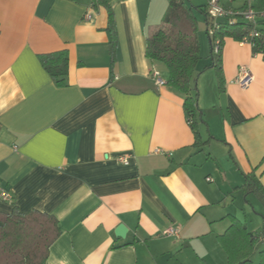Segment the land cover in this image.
<instances>
[{"label":"crops","instance_id":"crops-1","mask_svg":"<svg viewBox=\"0 0 264 264\" xmlns=\"http://www.w3.org/2000/svg\"><path fill=\"white\" fill-rule=\"evenodd\" d=\"M106 1L113 54L107 11L92 0H0V193L11 196L0 213L57 220L45 264H228L217 239L228 216L264 232L261 200L241 188L250 176L264 190V52L226 38L220 76L196 69L207 141L196 147L184 96L157 88L150 72L163 64L145 57L167 1ZM64 50L58 86L39 57ZM240 66L253 77L244 90ZM263 249L259 237L253 264Z\"/></svg>","mask_w":264,"mask_h":264},{"label":"trees","instance_id":"trees-1","mask_svg":"<svg viewBox=\"0 0 264 264\" xmlns=\"http://www.w3.org/2000/svg\"><path fill=\"white\" fill-rule=\"evenodd\" d=\"M167 7L159 26L146 37L145 57L151 63H161L167 70L166 86L184 96L182 109L193 132L195 146L204 145L199 129L203 123L198 107L196 87V69L200 62V44L196 24V14L204 16L206 28L212 25L208 17V1L204 6H192L188 0H166ZM92 8L103 7L108 14L110 32L109 51L114 53L116 35L113 29V14L106 0H92ZM260 35L253 40L252 53L264 52V23H260ZM217 27L209 38L210 66L218 75L221 74V48L223 40L230 38L239 42L253 28L251 24L237 18L217 20ZM218 40V44L214 41ZM44 69L58 86L64 85L68 70V53L61 52L40 55ZM245 194H255L264 206V190L260 183L250 176H245L242 187ZM226 231L217 237L224 249L228 264H253L250 257L255 251L256 240L264 238V232L254 235L246 226L231 215ZM61 229L57 220L48 214L36 211L10 214L0 213V264H45L50 246L59 238ZM258 264H264V249L259 252Z\"/></svg>","mask_w":264,"mask_h":264},{"label":"built area","instance_id":"built-area-1","mask_svg":"<svg viewBox=\"0 0 264 264\" xmlns=\"http://www.w3.org/2000/svg\"><path fill=\"white\" fill-rule=\"evenodd\" d=\"M244 4L241 8L238 9H226L219 3V0H210L208 1V17L212 22L211 26L207 27V33L209 38L213 35L214 31L218 29L217 20L228 19V18H237L246 23L252 25L250 32L243 36L242 39L238 42L241 45H249L253 47V40L258 38L260 35V29L262 26L260 23H264V0H243ZM215 44H218V40L214 41ZM150 76L153 80L154 85L162 87L166 84L164 80L161 79L159 73L155 70L150 72ZM253 77L249 69L245 66H240L238 76L235 80L236 84L241 89H246L252 83ZM160 150H154V154L159 153ZM118 161L122 164L128 163V158L121 156L118 158ZM208 181V179H207ZM0 197L3 200H11V196L7 193L1 192ZM176 230L167 228L163 235L165 236H175Z\"/></svg>","mask_w":264,"mask_h":264},{"label":"rangeland","instance_id":"rangeland-1","mask_svg":"<svg viewBox=\"0 0 264 264\" xmlns=\"http://www.w3.org/2000/svg\"><path fill=\"white\" fill-rule=\"evenodd\" d=\"M242 0H219V3L222 4L223 7H225L226 9H232V7H237L238 5H241ZM189 4L192 6H204L207 4V0H188ZM196 24H197V28L198 29V39H199V44H200V62L198 64L197 67V71L200 75H203L204 72L209 68L210 66V58H209V40H208V36L206 34V24H205V20H204V16L197 13L196 14ZM159 75L161 77L162 80L167 79L168 77V73L167 70H165V66L163 65V67L159 68ZM198 75V74H197ZM198 76V77H199ZM254 201V205L256 206V208H261L262 211H264L262 209V206L259 205V203L254 199V197L252 198Z\"/></svg>","mask_w":264,"mask_h":264},{"label":"water","instance_id":"water-1","mask_svg":"<svg viewBox=\"0 0 264 264\" xmlns=\"http://www.w3.org/2000/svg\"><path fill=\"white\" fill-rule=\"evenodd\" d=\"M124 232H125L124 228L120 226V227H118V229L116 230V235H117L118 237H120V238H124Z\"/></svg>","mask_w":264,"mask_h":264}]
</instances>
